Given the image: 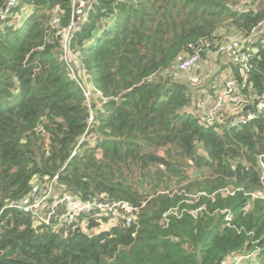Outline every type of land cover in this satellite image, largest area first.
<instances>
[{
	"label": "trees",
	"instance_id": "1",
	"mask_svg": "<svg viewBox=\"0 0 264 264\" xmlns=\"http://www.w3.org/2000/svg\"><path fill=\"white\" fill-rule=\"evenodd\" d=\"M55 16L69 24L70 0H19L0 21V264H226L254 249L264 264V200L251 197L264 193V113L205 127L193 83L172 74L201 40L249 36L264 0H96L69 41L99 93L82 141L87 105L49 41ZM250 52L247 99L264 94V29ZM54 176L58 197L134 208L130 226L94 213L62 233L10 207Z\"/></svg>",
	"mask_w": 264,
	"mask_h": 264
},
{
	"label": "built area",
	"instance_id": "2",
	"mask_svg": "<svg viewBox=\"0 0 264 264\" xmlns=\"http://www.w3.org/2000/svg\"><path fill=\"white\" fill-rule=\"evenodd\" d=\"M19 0H7L3 7H0V21L5 20L12 14ZM96 0H70L71 3V18L69 24L57 30L59 25V17L55 16L51 20L52 30H56L54 36L50 37L49 41L54 42L55 38L60 39L62 46V59L66 66L69 78L74 81L76 86L80 89L85 103L87 105V126L81 141L87 137V132L91 131L96 125V98L99 93L94 91L92 85L88 83L84 75L77 72L72 64L69 54V41L72 33L77 26L86 17L91 5L95 4ZM257 29L253 28L249 36L241 38L224 39L221 42L211 44L209 40L204 39L191 47V52L186 54L177 64L176 70L187 76L193 74L196 66L204 56L210 53L225 55L231 64L236 69L237 76L231 72V77L227 80L224 88L214 94L215 102L213 106L204 113L203 120L205 127L212 126L218 122L219 124L231 125H246L261 114L264 113V94L260 96H253L247 99L241 95V90L246 87L252 89V83L249 82V72L252 69L253 55L250 52V45L264 29V22L257 25ZM83 78V79H82ZM195 81V79H194ZM191 82L194 84L196 82ZM92 93L94 95H92ZM94 96V98H93ZM95 100V104L93 102ZM251 105V107H250ZM264 129V125H263ZM57 177L54 176L52 180L47 181L43 186L35 184L32 186L28 194L19 204H11L10 207L21 210L24 214H31L37 220L44 224L52 226L54 220L62 228H68L70 232L77 229L75 222L82 216L93 215L105 216L107 213H119L122 219V226L128 228L134 219V208L128 207L126 203H113L103 197L81 200L72 195H63L58 197L57 191L54 189V183ZM253 199H263L264 193L256 192L251 194ZM49 200H52L50 203ZM46 207V211L41 213L40 210ZM61 212H58L59 209ZM173 213V212H169ZM43 214V216L41 215ZM193 215L196 212H192ZM225 220L229 221V215ZM57 230L58 228L55 227ZM258 250L241 251L235 253L226 264H257Z\"/></svg>",
	"mask_w": 264,
	"mask_h": 264
},
{
	"label": "rangeland",
	"instance_id": "3",
	"mask_svg": "<svg viewBox=\"0 0 264 264\" xmlns=\"http://www.w3.org/2000/svg\"><path fill=\"white\" fill-rule=\"evenodd\" d=\"M209 59H201L200 62L198 63V65L204 63L205 65H208L210 67V69H205V67H203V71L200 75H196V71L199 70L200 66H196L193 74H190L189 76L178 72L177 70H175V72H173L172 74H175L179 77H177L178 79H184L186 78V80L189 82H191V79L194 77H197L198 81L197 83L192 84L191 86L193 87V89L195 90V94H197L198 96L202 95L204 98L208 97L210 93L212 94H216L217 90L215 89V86L218 84V81L220 79L221 74L223 73L222 70H218L219 68L217 67V63L216 61L211 62ZM208 79L205 83V79ZM83 79V78H82ZM196 81V80H195ZM193 79V82H195ZM213 89V90H212ZM92 95H94L92 93ZM94 98V96H93ZM94 104L96 103L95 100L93 99ZM194 106V105H193ZM193 110L196 111V108L193 107ZM203 110H201L200 112H202ZM194 174V171L191 172V176ZM107 218H109V223H113L114 221H117L119 219L117 213H107L106 215Z\"/></svg>",
	"mask_w": 264,
	"mask_h": 264
},
{
	"label": "crops",
	"instance_id": "4",
	"mask_svg": "<svg viewBox=\"0 0 264 264\" xmlns=\"http://www.w3.org/2000/svg\"><path fill=\"white\" fill-rule=\"evenodd\" d=\"M203 59H209L211 62L216 61L217 63V67L219 68L218 70H222V74L220 76V79L218 81V84L215 86V89L217 90L216 93L220 92L223 88L225 83L227 82V80L231 77V67L229 65V58L225 55H219V54H213L210 53L208 56H204ZM209 62V63H211ZM199 70L196 71V75H200L203 71V67H205V69H210V67L208 65H205L204 63H202L201 65L199 64ZM187 78V77H186ZM195 79L196 83L198 81L197 77L192 78L191 80ZM208 79H205V83ZM213 90V89H212ZM194 101L199 104V106L201 107L202 113H207V111L213 106L214 102H215V97L214 94L210 93L208 97H203L202 95L198 96L197 94L194 95ZM59 209V208H58ZM46 211V207H43L40 212L44 213ZM58 212H61V209L58 210ZM43 216V214H41ZM120 223L122 222V219H120ZM52 227L58 228L57 230L59 232L65 233L67 232L68 228H62L61 225H59L57 222H55L54 220L52 221ZM69 232V231H68Z\"/></svg>",
	"mask_w": 264,
	"mask_h": 264
},
{
	"label": "water",
	"instance_id": "5",
	"mask_svg": "<svg viewBox=\"0 0 264 264\" xmlns=\"http://www.w3.org/2000/svg\"><path fill=\"white\" fill-rule=\"evenodd\" d=\"M0 254H1V252H0Z\"/></svg>",
	"mask_w": 264,
	"mask_h": 264
}]
</instances>
